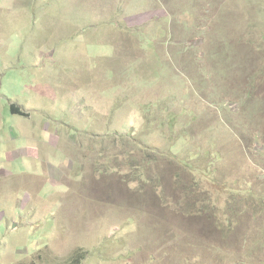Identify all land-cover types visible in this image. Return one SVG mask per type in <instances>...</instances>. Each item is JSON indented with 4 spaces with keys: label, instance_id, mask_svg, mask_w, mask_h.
I'll use <instances>...</instances> for the list:
<instances>
[{
    "label": "rangeland",
    "instance_id": "374dc122",
    "mask_svg": "<svg viewBox=\"0 0 264 264\" xmlns=\"http://www.w3.org/2000/svg\"><path fill=\"white\" fill-rule=\"evenodd\" d=\"M0 264H264V0H0Z\"/></svg>",
    "mask_w": 264,
    "mask_h": 264
},
{
    "label": "trees",
    "instance_id": "16d2710c",
    "mask_svg": "<svg viewBox=\"0 0 264 264\" xmlns=\"http://www.w3.org/2000/svg\"><path fill=\"white\" fill-rule=\"evenodd\" d=\"M13 113H14V114H19L20 111H19L18 109H14V108H13Z\"/></svg>",
    "mask_w": 264,
    "mask_h": 264
}]
</instances>
